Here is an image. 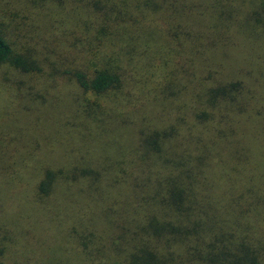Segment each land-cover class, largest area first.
<instances>
[{"label": "trees", "instance_id": "obj_1", "mask_svg": "<svg viewBox=\"0 0 264 264\" xmlns=\"http://www.w3.org/2000/svg\"><path fill=\"white\" fill-rule=\"evenodd\" d=\"M4 1L0 67L73 80L95 99L93 123L130 70L176 60L162 85L170 124L140 129L130 157L46 169L37 184L47 200L85 181L65 210L84 191L106 199L104 236L95 211L77 217L86 262L264 264V0Z\"/></svg>", "mask_w": 264, "mask_h": 264}, {"label": "rangeland", "instance_id": "obj_2", "mask_svg": "<svg viewBox=\"0 0 264 264\" xmlns=\"http://www.w3.org/2000/svg\"><path fill=\"white\" fill-rule=\"evenodd\" d=\"M7 6L8 1L0 0V15ZM45 28L56 35L52 27ZM15 43L18 47L20 41ZM44 48L37 46V52L43 55ZM175 69L174 55L161 56L148 69L133 68L121 90L99 102L110 116L98 113L93 123L83 107L96 109L95 99L84 95L73 80L59 78L54 71L27 74L0 67V264H88L86 249L72 234L82 228L77 217L88 220L95 211L94 229L104 236L106 199L90 202L84 191L79 196L85 200L65 210L69 200L77 198L67 197L73 193L68 186L85 190V181L72 183L70 177L59 183L61 192L47 200L38 196L37 184L46 169L66 173L75 163L93 166L121 154L130 157L140 129L170 124L176 108L162 85Z\"/></svg>", "mask_w": 264, "mask_h": 264}]
</instances>
